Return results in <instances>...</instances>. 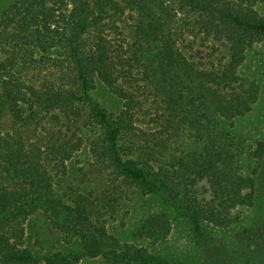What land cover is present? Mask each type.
I'll use <instances>...</instances> for the list:
<instances>
[{
  "label": "rangeland",
  "instance_id": "obj_1",
  "mask_svg": "<svg viewBox=\"0 0 264 264\" xmlns=\"http://www.w3.org/2000/svg\"><path fill=\"white\" fill-rule=\"evenodd\" d=\"M12 1L0 0V12ZM128 1L91 0L94 24L82 38V44L85 51H92L99 41L102 42L100 52L108 59L111 84L108 86L111 89L96 79L90 84L88 95L107 113L123 117V112L128 109L131 127L124 142L128 147H140L150 152L157 161L156 168L170 169L193 149V136L186 125L176 122V113L165 104L160 92L147 78L143 60L133 58L138 9L131 7ZM193 1L201 6L196 7L185 0H162L175 17L168 34L175 51L196 74L197 82L204 85L203 94L207 97L215 93L219 98L237 102L252 86L258 89L257 99L247 114L231 121L220 120L219 127L236 140H242L244 145L264 142V35L247 40L241 60V55L234 54L233 44L228 39L233 36L230 27L223 25L216 11L207 8L203 0ZM216 1L225 3V7L229 4L252 9L264 21V0ZM67 55V50L56 49L42 51L32 61L4 56L3 62L11 73L10 76L6 73L3 83L8 91L0 109V138L12 144L14 150L17 147L29 161L46 172L56 198L64 204L92 210L96 219L106 226L108 234L121 243L147 247L150 253L169 264H212L202 253L203 245L186 220L178 217L162 199L144 195L133 185H127L106 161L92 160L91 144L101 141L100 132L90 125L89 103L69 96L68 92L73 91L75 96L81 97V91L76 64ZM13 71L22 73L23 83L37 95L42 96L46 94L43 90H47L45 99L51 94V97L66 95L72 103L47 110L37 104L36 116L31 115L27 102H34L36 97H30L12 82L15 79ZM16 141H19L18 146ZM67 145L75 146L71 158H58L56 149L60 148L61 152L64 148L68 153ZM139 152L135 155L139 156ZM257 163L243 158L241 166L248 174L256 170ZM257 171L262 175L264 164ZM22 179L9 163L0 160V193L30 191L29 181ZM257 181L258 200L254 207L241 210L238 223L226 229H206L215 244L223 248L217 247L220 253L214 254L215 261L219 258V264H247L249 261L264 264V176ZM158 213L168 215L172 229L165 242L150 247L148 242L137 237V230L147 216ZM20 220L17 216L12 221L14 225H0V232L13 230L11 242H21V246L32 254L41 256L78 250L76 245L67 243L66 223L61 219L56 220L43 210H37L26 217L21 240L15 231ZM79 264L107 263L102 259H82Z\"/></svg>",
  "mask_w": 264,
  "mask_h": 264
},
{
  "label": "trees",
  "instance_id": "obj_2",
  "mask_svg": "<svg viewBox=\"0 0 264 264\" xmlns=\"http://www.w3.org/2000/svg\"><path fill=\"white\" fill-rule=\"evenodd\" d=\"M185 1L201 6L193 0ZM128 2L138 9L133 58L143 60L147 78L160 92L165 104L176 113V122L186 125L193 136V149L170 169L156 168L157 161L150 152L140 147H128L124 142L131 127L128 109L123 112V117L107 113L88 95L90 84L96 79L111 86L108 59L103 58L100 52L102 42L99 41L92 51H85L82 44V38L94 24L91 0H13L3 7L0 12V109L8 91L3 86L6 73L9 76L11 73L3 62L5 55L32 61L42 51L67 50V57L76 64L78 89L81 91V97L75 96L73 91L68 92L69 96L89 103L90 125L100 132L101 141L91 144L92 160L106 161L127 185H133L144 195L162 199L178 217L186 220L203 245L202 253L207 259L212 264H219L220 260L217 258L218 262L215 261L214 254H219L218 248H223L215 244L206 229H226L238 223L241 210L254 207L258 200L257 180L264 176V173L258 175L257 171L264 164V142L244 145L242 140H236L227 130L220 128L219 123L220 120L231 121L247 114L257 99L258 89L252 86L237 102L219 98L213 92L209 97L205 96L204 85L197 82L196 74L183 63L169 39L175 17L171 16L167 5L162 0ZM203 3L216 11L223 25L230 27L233 36L228 39L233 44L234 54L241 55L242 60L247 40L264 35V21L249 8L229 4L225 7V3L216 0H203ZM13 75L15 79L12 82L19 89L25 90L30 97H36L34 102H27L33 116H36L34 110L37 104L42 110H47L72 103L66 95L51 97V94L45 99L49 91L43 90L46 94L39 96L23 83L22 73L13 71ZM15 143L19 145V141ZM67 147L70 148L68 153L64 148L61 152L60 148L56 149L58 158H71V150L75 146ZM137 151H140L139 156L135 155ZM243 158L258 162L256 170L246 174L241 166ZM0 160L9 163L13 172L24 178L23 181H29L30 185V191L0 193V225H14L12 221L20 217L15 231L20 234L18 238L21 240L26 217L43 210L47 216L66 223L67 243L78 247L77 251L36 256L23 248L21 242H11L13 230L8 233L2 228L0 264H79L82 259H102L107 264H169L150 253L147 247L121 243L110 236L92 210L64 204L56 198L46 172L29 161L17 147L14 150L12 144L1 138ZM171 229V220L166 213L151 214L140 224L137 237L153 247L165 242ZM247 264L253 263L249 261Z\"/></svg>",
  "mask_w": 264,
  "mask_h": 264
}]
</instances>
